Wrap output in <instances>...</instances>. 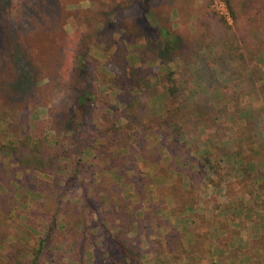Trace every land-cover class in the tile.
Segmentation results:
<instances>
[{
  "label": "rangeland",
  "instance_id": "374dc122",
  "mask_svg": "<svg viewBox=\"0 0 264 264\" xmlns=\"http://www.w3.org/2000/svg\"><path fill=\"white\" fill-rule=\"evenodd\" d=\"M248 1H235L237 18L245 16ZM11 7L7 44L29 50L31 64L45 74L39 79L37 102L27 112H19L22 106L13 115L0 109V145L42 139L47 151L59 157L61 171L24 170L17 163L19 153L0 155L2 260L19 250L25 260L21 264L28 263V256H39L38 264H107L108 238L129 218L134 225L127 238L141 264L156 259L187 264V257L178 255L189 242L185 227L174 226L163 211L173 202L178 214L196 204L211 214L210 204L225 200L219 187L237 177L235 167L223 172L216 158L241 150V138L246 158H253L254 128L264 132V49L258 59L247 60L254 85L243 84L248 70L236 69L217 75L222 83L215 93L198 83L197 67L205 59L220 73L218 52L224 41L252 44L244 39V26H236L226 0H151L148 20L133 0H12ZM255 10L260 23L263 0ZM161 28H168L172 37L163 39ZM255 31L264 38V28ZM87 44L94 102L81 121L72 115L64 89L55 90L53 83ZM159 44L180 46L164 56ZM3 45L0 39V50ZM9 60L4 71L14 80L19 69L12 66L13 57ZM230 64L243 65L239 60ZM1 78L0 104L8 102L12 89ZM72 121L81 125L71 130ZM173 122L181 126L180 135ZM224 138L229 142H223L222 151L215 142ZM206 156L219 168L214 175L198 173ZM252 180L249 174L244 185L252 186ZM237 185L243 183L234 189ZM167 239L176 253L161 256Z\"/></svg>",
  "mask_w": 264,
  "mask_h": 264
},
{
  "label": "trees",
  "instance_id": "16d2710c",
  "mask_svg": "<svg viewBox=\"0 0 264 264\" xmlns=\"http://www.w3.org/2000/svg\"><path fill=\"white\" fill-rule=\"evenodd\" d=\"M235 1L236 0H226L227 5L235 19L236 26L240 23L244 26L242 29H245L244 39L247 37L249 40L252 41V44L246 42L245 44L241 45H234L229 43V39L224 41L221 44V48L219 49L218 59L219 62L217 64L218 68L220 69V73L215 72L213 68V63L209 62L208 60H203L202 67H197L196 78L199 84H206L208 89L219 90L217 88L220 87L221 83L217 77V75L222 74L224 75L226 72H233L236 69L240 71L246 72V76L244 83L246 87L250 84L254 85L255 83L254 77L255 75L253 70H250V65H248L247 60L249 59H258L259 55L263 52L264 44H261V40L264 38L259 37L258 32L255 30H260L264 28V13L262 15V21L258 23L255 19L256 17L253 16L256 13L255 6L256 3H259V0H247L248 4L246 7L243 8L245 10V16H238L236 17V9H235ZM264 1V0H263ZM139 5L140 10L142 9L145 19H149V8L151 6V0H133ZM12 0H0V39L2 41L3 50H0V75L2 76V83H11V93L9 96L8 102L5 101L0 104V109L5 110L13 115V111H18L19 108L22 106L23 109L19 111L20 113L27 112L26 109L30 107V105H35L37 102V91L39 88L40 77L45 74L43 69H39L34 63L31 64L29 59L30 52L26 50L25 47L21 46L17 48L12 44H7V37L5 35V31L7 29L10 31L11 29V22L13 19L12 14ZM25 4H21L19 13L22 11V8ZM248 10H251V15L248 13ZM16 17V16H15ZM14 17V18H15ZM144 20V19H143ZM144 22V21H143ZM159 28V26H155ZM162 31V38H170L172 37V33L169 31L168 28H161ZM255 31V32H254ZM148 33V32H147ZM12 34V33H10ZM262 34V32H261ZM246 36V37H245ZM264 36V34H263ZM176 40L179 41V37L176 36ZM246 41V40H245ZM160 45V44H159ZM177 45V47H176ZM254 45L256 49H252L251 47ZM164 47V51L162 54L166 56V54H170L172 50L176 49L180 46V44H164L160 45ZM159 46V47H160ZM158 47V48H159ZM1 49V48H0ZM88 44L86 46V51L84 52H76L73 58V63L70 67H68L62 73L56 75L53 87L55 90L64 89V93L69 96L70 104L73 105L72 115L75 118H81V121L86 117V109H88L94 102V95L93 91L91 90L92 87V71L90 69V59L86 57L88 56ZM248 56V57H246ZM14 58L12 63L13 67H17L19 69V73L17 74L14 80H10L5 75V69L9 64H11L9 58ZM163 59L162 56L159 57ZM241 61L243 65H239L237 68L235 66H231V61ZM226 67V69H225ZM49 69V68H48ZM36 71V72H35ZM39 72V76L37 73ZM172 75V74H171ZM171 75L169 76L170 80L172 81ZM263 75V74H262ZM254 76V77H253ZM54 77V76H52ZM260 77V76H259ZM242 78V80H243ZM260 80V78H258ZM10 80V81H9ZM251 85V86H252ZM254 87L252 86V89ZM255 89V88H254ZM220 91V90H219ZM64 111L67 114L69 112L68 107H64ZM177 113L180 111L179 108H176ZM18 115V113H17ZM13 118V116H12ZM81 121L74 122L72 121L70 124V129L72 130L74 127H79L81 125ZM175 124V128L178 131V135L181 133V126L178 125L177 122H173ZM73 125V126H72ZM119 132V131H117ZM180 137V136H178ZM32 138H27V141L23 143V141H18L15 143L14 141L10 142L9 144H1L0 145V155L7 156L11 155V158L14 155L20 154L18 158V165L20 168L24 170H33L42 173H47L49 175H56L58 172L61 171V167L58 164V156L55 153H49L46 148V142L43 146V140L38 139L37 141H32ZM20 144V145H15ZM253 145V143H251ZM205 165L202 169L199 170V174L203 176L213 175L219 170L215 164L209 160V158H205ZM245 167V166H243ZM242 167V168H243ZM241 168V169H242ZM247 177L249 174L248 172L243 169ZM253 181L257 182V177L253 176ZM243 182L242 186H245V189L242 190L243 195H254V182L252 184V189L247 188V185H244L245 181ZM172 185V184H171ZM174 185V184H173ZM176 187V186H174ZM259 188L264 190V183L259 184ZM193 189V188H192ZM186 191V190H183ZM191 192L186 191L184 192L185 195H189ZM46 201V200H45ZM43 207H46V202ZM191 208V207H190ZM61 225L64 221L60 222ZM122 226L116 231L115 236H111L108 238L109 244L106 247L108 252L107 254V264H141L142 257L140 256L139 252L133 248L130 243V240L127 238L128 234L131 233L133 230L134 221L129 218H126L122 222ZM66 223H64V226ZM170 239V238H169ZM171 240V239H170ZM179 245L182 246L181 242H177ZM264 244V237L260 239V241L254 242L252 245L248 244L245 250H248L250 253L254 251V248H258V246H262ZM183 250V246H182ZM180 251V253L182 252ZM20 251H11L7 255V262L2 260V256L0 255V263L4 264H21L24 260L23 257L20 256ZM246 253V252H245ZM264 253L261 255L263 257ZM180 256V255H179ZM244 257V256H242ZM39 256H34L30 258L28 256V263L27 264H38ZM157 264H160V260L156 259Z\"/></svg>",
  "mask_w": 264,
  "mask_h": 264
},
{
  "label": "crops",
  "instance_id": "0c3cea01",
  "mask_svg": "<svg viewBox=\"0 0 264 264\" xmlns=\"http://www.w3.org/2000/svg\"><path fill=\"white\" fill-rule=\"evenodd\" d=\"M210 92L218 93L219 91L211 90ZM241 125L244 126L245 123H241ZM203 128L205 129V127ZM259 129L254 128L253 131V134H256L258 137L253 135V158L251 161H248V158H246L248 154L243 152L244 147L246 148L243 138L239 141L241 150L231 147L233 149L231 152H222L221 156L216 158L220 162L222 167L220 169L224 170L223 172H227L226 168L233 170V167H235L237 177L232 178L219 187V191L223 193L225 200L218 205L215 202L213 207L210 204V209H212L211 214L209 213L211 210H205L206 206L202 204L201 209L196 204V206L189 208L187 212L185 211L182 214L174 211L176 207L172 200H170L172 202L170 207L166 205L167 209L164 210L166 212L163 211V215L168 217L166 220L170 221L173 225L176 224L177 228L185 227V232L188 234V239H186L189 242L188 244H184L182 252L178 254L182 257H187V259H184L187 264H264V255L261 258V255L264 253V244L258 246V248H254V251L250 253H247L249 251L245 250L248 244L252 245L264 237V206L261 205L264 203V190L259 188V184L264 183V132ZM256 130L259 131L257 132ZM210 140L215 141L213 138H210L209 142ZM224 141L229 142L227 138L215 142L216 145L221 147L222 151H224L225 147L223 146ZM224 164L227 166H224ZM243 169L248 172L247 174L257 177V182L252 180V184L254 182L253 189L255 190L253 196L242 194V190L245 189L244 186L240 187L237 185L236 189H234V184L247 179V175ZM209 174L212 175V173ZM239 188L241 189L240 194L233 195V191H239ZM248 188L252 189V186ZM257 198L260 199L258 202L255 201ZM249 209H252V211L249 212ZM222 210L225 213L219 219L218 214ZM184 239L183 233L182 241ZM166 241L163 244L166 252L159 255H174L176 253V246L171 247L172 244L169 242V239ZM142 263H144L143 260ZM154 264H157L156 260H154Z\"/></svg>",
  "mask_w": 264,
  "mask_h": 264
}]
</instances>
